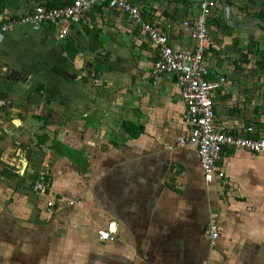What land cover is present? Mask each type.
I'll return each instance as SVG.
<instances>
[{
  "label": "crops",
  "instance_id": "crops-1",
  "mask_svg": "<svg viewBox=\"0 0 264 264\" xmlns=\"http://www.w3.org/2000/svg\"><path fill=\"white\" fill-rule=\"evenodd\" d=\"M176 48L206 0H131ZM209 19L215 125L264 138V0L222 1ZM73 0H0L4 23ZM227 17V18H226ZM170 26L171 28H168ZM158 48L104 5L68 36L15 24L0 42V264H264V155L226 148L207 183L173 75ZM254 128L249 133V127ZM46 173L48 188L36 181ZM55 201L51 212L47 203ZM217 215L220 238L206 228ZM116 222L114 241L98 232Z\"/></svg>",
  "mask_w": 264,
  "mask_h": 264
},
{
  "label": "built area",
  "instance_id": "built-area-1",
  "mask_svg": "<svg viewBox=\"0 0 264 264\" xmlns=\"http://www.w3.org/2000/svg\"><path fill=\"white\" fill-rule=\"evenodd\" d=\"M99 5L127 14L148 35L159 51L158 61L152 71L154 76H175L186 106V121L190 126L188 139L179 138L178 145L187 142L197 148L207 183L216 178H225L226 174L218 167V163L226 148L264 155V138L235 135L224 128L218 129L215 125L214 99L218 89L226 82L222 75L210 80V68L205 64L206 53L215 47L209 30V18L219 6L215 0L203 1L199 17L183 22V27L190 31V38L195 42L191 48L174 47L166 33L143 21L141 8L131 0H73L71 4L58 8L39 5L32 12L11 19L8 23L0 18V42L15 24L30 25L34 30L45 24H54L58 29V39L63 40L68 36L72 25L79 24L85 13ZM5 105L6 102H0V108ZM247 131L253 133L254 128L251 126ZM45 178L46 173L41 172L35 186L38 191L45 192L48 188ZM54 207V200L47 203L48 212ZM117 229V223L110 222L106 229L98 232V236L103 241H114ZM205 233L211 246H215L221 235L217 215L210 216Z\"/></svg>",
  "mask_w": 264,
  "mask_h": 264
},
{
  "label": "water",
  "instance_id": "water-1",
  "mask_svg": "<svg viewBox=\"0 0 264 264\" xmlns=\"http://www.w3.org/2000/svg\"><path fill=\"white\" fill-rule=\"evenodd\" d=\"M201 1H203V0H201ZM220 1H222V3H223V6L225 8V12L228 13V11H229V4H228V2H226V0H220ZM257 21H258L257 24L261 25L264 28V22L261 21V20H257Z\"/></svg>",
  "mask_w": 264,
  "mask_h": 264
},
{
  "label": "trees",
  "instance_id": "trees-1",
  "mask_svg": "<svg viewBox=\"0 0 264 264\" xmlns=\"http://www.w3.org/2000/svg\"><path fill=\"white\" fill-rule=\"evenodd\" d=\"M184 1H185V0H184ZM185 2H186V1H185ZM61 7H62V6H61ZM209 19H210V18H209ZM46 178H47V176H46ZM46 178H45V181H46ZM47 181H48V179H47ZM47 181H46V182H47Z\"/></svg>",
  "mask_w": 264,
  "mask_h": 264
}]
</instances>
